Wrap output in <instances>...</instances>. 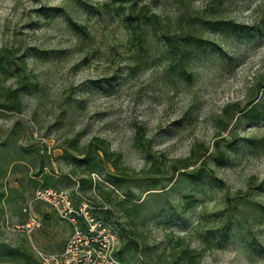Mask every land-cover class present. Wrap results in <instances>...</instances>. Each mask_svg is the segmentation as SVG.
<instances>
[{"label":"rangeland","instance_id":"rangeland-1","mask_svg":"<svg viewBox=\"0 0 264 264\" xmlns=\"http://www.w3.org/2000/svg\"><path fill=\"white\" fill-rule=\"evenodd\" d=\"M136 2L155 13L170 32L181 35L194 26L214 43L189 61L190 80L169 75L157 36L149 26L147 51L135 48L124 14L112 0H0V48L14 51L25 62L26 74L36 82L22 95L19 112L0 110V141L8 140L10 148L14 144L42 150L54 173L62 175L70 171L60 158L65 141L78 136L81 146L99 137L112 151L121 153V166L132 183L150 168L134 145L136 132L143 131L152 151L163 156L157 166L165 173L164 183H168L171 162L188 157L194 144L202 145L208 149V168L223 181L222 188L206 181L150 197L143 186L130 183L135 199L146 200L142 209L135 208L137 216L130 225L114 206L124 199L126 188L102 184L111 192V204L95 197L96 192H88L87 197L112 211L110 222L117 232L120 225L127 229L138 243L141 261L157 264L161 256L158 264H169L167 253L182 238L200 253L194 264H264V255L252 249L242 235L250 227L251 236L264 245V214L253 212L251 204L245 209L242 205L236 208L234 202L228 204V200L240 199L264 205V121L241 118L233 124L223 113L228 105L244 107L264 83V37L231 29L212 32L197 28L200 19L208 18L247 27L260 25L264 0H227L220 9L212 0ZM66 16L85 25L89 36L73 32ZM0 79L4 78L0 75ZM4 87L14 88L15 84L12 79L0 80V95ZM235 109L232 107V114ZM220 121L230 123L229 133L221 131ZM232 135L236 141L226 149L227 161L215 166L216 147L224 149ZM15 165L17 170L8 172L5 180L17 187L12 193L17 198L5 206L0 217V241L58 250L72 228L47 205L33 204L40 227L30 237L19 228V209L31 199L33 189L30 174L24 175L20 164ZM108 168L113 171L110 165ZM91 179L102 181L103 176L92 174ZM180 194L193 195L194 204L167 223V209L172 205L181 210L184 205ZM137 203L128 202L126 207L133 209ZM42 213L50 216L48 227L42 226ZM230 219L238 220L243 231L232 234L219 248L205 247L195 227L200 224L203 233Z\"/></svg>","mask_w":264,"mask_h":264},{"label":"trees","instance_id":"trees-1","mask_svg":"<svg viewBox=\"0 0 264 264\" xmlns=\"http://www.w3.org/2000/svg\"><path fill=\"white\" fill-rule=\"evenodd\" d=\"M112 1L117 4L118 9L124 14V24L135 48L141 51V53L147 51L148 42L145 35L147 26H149L157 36L156 41L162 49L165 68L169 75L179 79L190 80L191 73L187 70L189 61L206 45H213L214 43L205 39L201 33L196 31L197 29L194 26H191L188 32L181 35L170 32L162 25L160 18L155 13L150 12L146 6L142 5L138 7L136 0ZM226 1L212 0V3L215 8L220 9ZM65 20L73 32L83 37L89 36L85 25L78 24L69 16H66ZM197 28L200 31L203 29L212 32L231 29L239 34L244 33L251 36L256 34L257 36L264 37V19H262L260 25L253 27L237 25L232 21L210 18L200 19L197 22ZM0 75L4 78L0 80L6 81L12 79L15 84L14 88H3L0 95V110L19 112L22 105V95L28 92V89L35 85L36 82H33L29 75L26 74L25 62L20 57H16L15 52L7 47L0 48ZM234 106H236V109L234 110L235 113L232 114V107ZM234 106L228 105L223 110L225 116H228L229 122L234 120L233 124H235L241 118L253 122L264 121V83L259 84L256 93L252 95L244 107L238 108V105ZM234 114L237 115L236 119L233 117ZM229 122L220 121L223 124L221 127L222 132H230ZM78 141V136L65 141L60 158L70 166V171L62 175L54 173L47 153L42 150H32L14 144L10 148L9 143H7L8 140L0 141V217L5 212V206L17 198L12 196L13 192H17V187L9 185L5 180V175L8 172L14 173L17 170V165L15 164H20L18 165L22 167L20 171L24 175L30 174L28 181L33 189V193L37 189L53 188L66 191L64 188H67L70 190L67 193L74 205L79 206L84 203L90 207L89 212L91 216L96 221H100L103 225L110 227L117 234L119 246L116 256L122 264H150L138 259V243L129 237V232L125 227L120 225L117 232L115 225L110 222V214H112V211L107 209L103 202L95 203L87 197L88 192H96L95 197H99L104 202L111 204V192L105 191L102 184L106 182L116 189L126 188L124 199L117 202L114 206L124 213V216L128 219L127 225H130L132 217L137 216L138 211L135 208L142 209L145 206L146 200L144 198L135 199V195L129 189L132 179L128 177L129 175H126V168L121 166V153L112 151L108 143L99 137H93L88 143L81 146H79ZM235 141L236 136L232 135L230 140L225 144L224 149H220L218 146L216 147V151L214 152L215 156L212 157L215 166L225 164L227 161L226 149L233 147ZM134 145L143 152L145 161L150 165L147 173L135 179L133 181L134 183H132L143 186L145 195H149L150 197L161 196L166 191H179L185 186H197L199 183L206 181L218 187H224L223 181L215 176L212 169L208 168V156H206L208 149L202 145L194 144L189 151L188 157L171 162L168 183L163 182V175L165 173L160 171L157 166L161 162L159 158H163V156H156L151 149V141L144 138L143 131L141 133L136 132ZM109 165L113 169L112 172L108 168ZM92 174L102 175V181H93L91 179ZM20 180H24V178L22 177ZM178 198L184 205L181 210L172 205L167 209V212L170 213L167 223H171L174 218L180 216L194 204L192 199L193 195L180 194ZM134 200H137L138 205H134L133 209L127 208L126 204ZM231 202L236 204V208L242 205L244 209L246 204H251L253 212L258 211L264 214V205L259 203H251L249 200L241 201L240 199L228 200V204H231ZM36 203L43 204L41 202ZM25 205L19 209L21 216L19 225H23L27 221V213L23 212ZM35 210L38 212L37 207ZM161 210L163 211V209ZM222 212L225 214L224 211ZM41 215L42 226L48 227L50 225V216L46 213H42ZM62 221L68 223L65 220ZM195 228L200 232L199 234L203 244L207 248H219L232 234H239L243 231L240 222L234 219L228 221L223 220L216 227L208 228L203 233L201 232L203 228L200 224ZM251 233V228L249 227L246 228L242 235L248 238V245L252 249L264 255V245L255 237L251 236ZM64 243L58 250H41L45 252H58L62 250ZM199 255L200 253L190 247L189 244H186L182 238L178 239L167 253L169 264H194ZM161 261V256H158L156 259L157 264L161 263ZM0 264L40 263L37 261L32 248L25 242L10 245L0 241Z\"/></svg>","mask_w":264,"mask_h":264},{"label":"built area","instance_id":"built-area-1","mask_svg":"<svg viewBox=\"0 0 264 264\" xmlns=\"http://www.w3.org/2000/svg\"><path fill=\"white\" fill-rule=\"evenodd\" d=\"M36 202L47 205L72 228L61 251L45 252L32 245L40 264H122L116 256L119 246L117 234L110 227L96 221L86 204L74 205L66 191L53 188L34 191L23 208V212L27 213V221L19 225L25 235L30 236L40 227L39 219L32 210Z\"/></svg>","mask_w":264,"mask_h":264}]
</instances>
